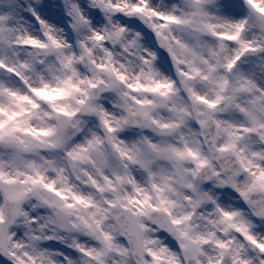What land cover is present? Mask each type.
<instances>
[{"label": "snow or ice", "instance_id": "snow-or-ice-1", "mask_svg": "<svg viewBox=\"0 0 264 264\" xmlns=\"http://www.w3.org/2000/svg\"><path fill=\"white\" fill-rule=\"evenodd\" d=\"M0 264H264V0H0Z\"/></svg>", "mask_w": 264, "mask_h": 264}]
</instances>
